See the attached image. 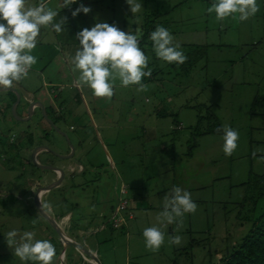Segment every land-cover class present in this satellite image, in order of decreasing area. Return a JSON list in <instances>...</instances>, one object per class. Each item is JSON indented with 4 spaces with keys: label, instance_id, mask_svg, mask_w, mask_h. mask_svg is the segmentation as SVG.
Segmentation results:
<instances>
[{
    "label": "rangeland",
    "instance_id": "rangeland-1",
    "mask_svg": "<svg viewBox=\"0 0 264 264\" xmlns=\"http://www.w3.org/2000/svg\"><path fill=\"white\" fill-rule=\"evenodd\" d=\"M136 2L141 3L142 9L135 15L126 0H77L70 9L61 8L63 0L49 2L50 8L62 12L57 21L67 18L70 35L77 31V36L96 23L115 24L120 30L137 35L139 41L147 34L149 38L140 48L148 56V68L152 69L151 77L142 81L148 86L147 91L137 92V86L121 87L117 81L110 100L95 97L96 111L88 96L91 90L75 86L78 73L73 74L71 60L67 63L68 77L62 93L57 87L43 85L40 75L29 72L25 81L28 90L33 88L44 95L43 100L51 102V109H60L67 101L66 109L77 95L80 103L76 108L72 105L74 114L92 123L87 115L88 106L96 118V127L93 124L91 127L95 138L79 127L77 136L71 132L67 136L76 147L78 142L83 143L86 148L83 158L76 154L64 161L52 155V160L55 166L64 168L77 160L89 166L84 180H96L97 186L102 183L100 189L82 196L76 190L67 196L66 202L63 198L61 202L55 201L61 197L53 192L52 207L59 206L62 215L74 209L71 203H79L81 199L95 201L86 216L89 221L81 220L77 228L102 227L96 238L88 240L92 245L96 242V255L102 264H218L256 224L264 225V0H257L259 11L244 22L231 18L217 22L214 14L206 11L213 0ZM39 3L40 0H27V6ZM80 4L91 11L73 18L71 12ZM158 25L172 34L173 46L179 45L178 50L190 54L184 64H168L156 58L150 33ZM60 34L63 36V32ZM77 42L69 38V51L76 53ZM42 116V112L37 113L32 126ZM13 119L17 117L13 115ZM2 124L0 115V134L5 131ZM73 125L77 127L75 122ZM223 126L239 133L238 147L230 157L222 151ZM217 128L221 131L216 132ZM10 132L15 131H9L8 138ZM66 141L60 137L52 150L63 156L69 149ZM3 145L0 136V156L6 152ZM49 155L45 153L39 162L45 163ZM6 159L0 157V264H25L7 244L5 236L12 230L21 235L32 231L35 239L50 241L56 248L53 264H60L64 244L37 211L34 193L27 198L20 193V200L12 191L22 174L21 160L14 161L15 169L10 170L4 163ZM10 160L9 157L7 161ZM34 170L40 184L43 171L36 167ZM24 172H29L26 167ZM67 181L70 186L83 182L80 176L72 182L65 177L64 183ZM40 185L35 186L38 189ZM174 186L191 193L197 205L195 213L184 216L179 232L176 224L164 226L156 221L163 211L164 196ZM123 187L128 190L123 200L130 203L135 216L130 221L126 214L119 213L118 218H125L126 223L115 229L107 217L110 208L118 206L116 192ZM45 200L44 196V205ZM54 218L68 232L69 226H63L61 218ZM152 226L165 234V243L155 253L146 249L143 238V230ZM174 235L181 236L180 245L168 244V237ZM74 251L69 248L70 258Z\"/></svg>",
    "mask_w": 264,
    "mask_h": 264
},
{
    "label": "clouds",
    "instance_id": "clouds-1",
    "mask_svg": "<svg viewBox=\"0 0 264 264\" xmlns=\"http://www.w3.org/2000/svg\"><path fill=\"white\" fill-rule=\"evenodd\" d=\"M130 11L135 15L142 5L136 0H126ZM77 0H63L61 8H68ZM90 8L80 4L71 12L73 18L83 12L87 15ZM209 15L215 16L217 22L228 18L244 22L254 17L259 11L257 0H213L207 8ZM59 11L48 6L46 0H40L38 6H27V0H0V89L9 90L25 79L30 69L37 63L32 55L37 45L41 28L51 29L59 34L67 18L57 21ZM76 39L79 48L70 63L73 74H77L78 87H87L96 98L111 99L116 82L121 87L137 86V92H145L148 86L143 78L151 77L152 69L148 68L149 58L140 48L137 35L120 30L115 24L96 23L91 29L84 28ZM174 37L163 26H157L150 33L152 48L157 59L168 64L182 65L186 55L173 46ZM147 69V71H146ZM222 151L225 156H232L238 147L239 133L228 126H223ZM220 132L221 128H217ZM50 208V205H43ZM197 205L191 193L174 186L163 199V211L156 216L161 225L176 224L179 232L186 214L195 213ZM33 225L36 220L32 221ZM19 236V240L17 237ZM6 241L14 249V256L20 261L31 264H53L56 256L55 246L48 240L35 239V232L26 231L22 235L16 230L6 234ZM147 250L155 253L165 243V234L159 227L152 226L143 230ZM181 236L168 237L169 245H180Z\"/></svg>",
    "mask_w": 264,
    "mask_h": 264
},
{
    "label": "crops",
    "instance_id": "crops-1",
    "mask_svg": "<svg viewBox=\"0 0 264 264\" xmlns=\"http://www.w3.org/2000/svg\"><path fill=\"white\" fill-rule=\"evenodd\" d=\"M50 1L51 0H46V2L48 3V6H49ZM54 10L59 11L58 17L61 16L62 12L60 9H54ZM0 23H6V22L0 21ZM68 30L69 29H68V25L66 24V22L63 25V31H62L63 36L60 33L57 34V33L53 32L50 28L49 29L41 28L40 35L37 38L36 48L32 52V55L37 57V63L30 69V71L33 72V74L40 75V79L42 80L43 85H50L52 87H57L58 91L61 93L64 91V80L67 79V77H68L69 65L67 63L75 55V53L73 51H69L70 49H69V47H67L69 45L68 44L69 38H71V42L72 41H74V42L78 41L76 39V32L77 31H75L72 35H70L69 33H67ZM54 63H56V65H53ZM26 80H28V77H26L23 81H20L19 83H17L15 85V87H13V89H16V91L19 92V94L22 96V99L24 101L23 106L20 108L21 114L18 115V109L20 106L16 110L17 115L20 118H27L28 117V106L25 103H26V101L31 100L29 95H27V93H26V89H29V84L28 85L26 84V82H25ZM75 86L77 88H79L76 83H75ZM2 94H4L3 97H2ZM88 96L94 105L95 97L93 98L92 92H90V94ZM13 98H15V96L13 94H11L7 91H1L0 90V115L2 116V119H3L2 125L5 129V131L1 132L0 136H1V139L4 140L3 147H4V150L6 151L0 157H4V158L7 157V159L10 157V159H11L10 161H7V159L4 160V163H6V165H9L10 170L15 169L14 168L15 167L14 161H17V159L21 160V162H22L21 165H23V163H24V167L21 166L22 167L21 168L22 174L20 175V177L17 181L18 184H14L16 186H13V188H12V191L15 192L14 194L17 197H19V199L21 200V194H24L26 196V198L29 197L33 193L35 194V191L37 189V187L35 185H40V184L41 185H49L56 180V176L54 175V173H51V172H49L47 175H45L44 173H46V172L43 171V173L41 175L43 180H41L39 178L40 184H38L39 182L37 181V178H36L38 176V174L35 175L36 173L34 172L35 170H34L33 166L30 163L28 164L27 160H26L27 158H30L28 156H30L31 152H25V151H23V149H25L24 144L28 141V138L30 136L33 137V140L35 141L36 146H37V144L46 146V138H45V131L47 130L46 121L44 120V118H42L41 121L39 120V122L36 121L37 125H38V129H34V128L32 129L33 122L35 121V118H37V116L33 120H31L30 122H21L18 119L14 120L11 106H13L12 104L15 103L16 99L13 101ZM43 99H44V97H42L40 99V101L46 105L47 113L48 112L53 113L52 112L53 109L49 108L51 102L48 100V102L46 103ZM71 101H72V105H74L79 100H78V98H77V100H74V98H73V99H71ZM86 101H87V99L85 98V105H86ZM9 103H11V106L7 107V105ZM66 105H68L67 101L63 102L61 105V108H63V117L65 119V121L63 122L62 128L68 134H69V132H71L72 135L77 136V133H79L77 131L79 129L77 130L74 127L73 123L75 122V124H77V127H80V129H82V128L84 129V125L86 124L87 120L85 118L81 119L80 116L75 115L74 111H72V109H71V107H73L72 105L67 106V108L65 109ZM92 109H93V111H96V105H94V108H92ZM36 110H37L36 111L37 113H40V109H36ZM87 115H88V117H90L91 121H93V124L96 127L95 115L93 114L91 108L90 107L88 108V106H87ZM12 130H14L15 132H10V133H12V134H10L11 138H8L9 137V135H8L9 131H12ZM24 133H28L29 135L24 136V139L21 142L19 140V138ZM13 137H15L14 141L12 140ZM6 139H9V140L6 141ZM3 147L1 149H3ZM85 150H86V148L84 147L83 143L78 142V145L76 147L75 157L77 154V155H79L80 159H81V157L83 158ZM45 153L46 152H41L38 155L39 161H40V158L45 155ZM13 157H14V159H13ZM43 164H46V160H45V163H43ZM25 167L29 171L28 174L24 172ZM2 168L5 170H8L6 167L2 166ZM60 168L65 171L66 177L69 180H70V176L73 175V176H76V178L80 176L81 180L83 182H82V184L77 185V186H73V185L70 186V183H68V181L63 183L62 187L55 189L48 196H45V198H46L45 204L50 205V208H48V209L52 213L53 216L61 218L63 226H66V227L69 226V228L67 227L68 232H66V233H68V235L71 238H73L79 244H81L84 247V249H86L89 252V254H91V256L97 258L96 242H95V244L92 245V244H90V242L88 240L90 238H93V237L96 238V236H98L96 234H98L102 231V227L96 228L98 230L94 229L93 227H89V228H87V230L82 229V228H77V225H79V222L81 220L85 219V220L89 221L88 220L89 218H86V216H89L90 208L96 205L95 201L90 200V199H81L79 201V203H77V202L71 203V205L73 206L74 209L69 210L65 214L59 215V211H60L59 206L57 208L52 207L53 203L50 199V196L53 194V192L60 195L61 198H59V200H57V199L55 200V201H60V202H61L62 198L66 202V200H68L67 196H69V194L71 192H73L75 194L76 190L81 192V196L86 195L87 191H90V190L96 188V180H92V179H90L89 181L84 180V179H86V176L89 174L88 171L90 169H89V166H87V167L84 166V164L79 162L78 160L72 161V163H70L65 168L64 167H60ZM94 175H95V173L93 174V176ZM22 183H25V185H24L25 187L22 186ZM101 184L102 183H100V185ZM69 187L71 190H68V192H67V189ZM99 189H100V187H99ZM63 194H64V196H62ZM103 201H105V204H106L108 199L107 198L103 199ZM68 203H69V201H68ZM12 204H14V203H12ZM12 206H14V205H12ZM116 208L115 209L110 208L109 212H111V213L107 217L109 219L107 222H109V223L112 222V216H115ZM102 215H103L102 216L103 218H106L105 214H102ZM69 248L70 247L64 246V251L62 252V254H61L62 256L60 257L62 263L60 262V264H96V261L93 258L84 254L82 251H80L76 248H74L75 251L71 254L72 258H70L69 254H68ZM62 257H64L63 260H62Z\"/></svg>",
    "mask_w": 264,
    "mask_h": 264
},
{
    "label": "water",
    "instance_id": "water-1",
    "mask_svg": "<svg viewBox=\"0 0 264 264\" xmlns=\"http://www.w3.org/2000/svg\"><path fill=\"white\" fill-rule=\"evenodd\" d=\"M0 90L11 92L16 96V101L12 106V113H13V115H15L17 117V119L19 121L30 122L34 118V114L36 113V109H40L44 119L48 120L46 105L40 101V99L42 98L43 95L41 96L40 92L35 91L36 89H33V88H32V90L26 89L27 95H29V97L31 98L30 101H26V103H25L28 106V117L27 118H20L17 115L16 110L19 106H21V104L23 102L22 96L19 94V92H17L16 89H13V88H11L9 90H2V89H0ZM54 128H55V131L58 135H60L61 137H63L64 139L67 140L66 142L71 149V154L63 155V156L59 155L57 152H55L54 150H52L51 148H49L48 146H45V145H38L33 149L32 153H31V160H32L33 165L36 168H38L39 170L54 173V175L56 176V180L53 183L47 185V187H43L41 185L36 190V192L34 194L35 207H36L37 211L40 213V215L47 221V223L50 225V227L60 236L61 241L65 247L76 248V249L82 251L84 254L93 258L96 261V264H101L100 261L97 258L91 256V254H89V252L86 249H84V247L81 244H79L76 240L71 238L65 232V230L60 226V224L56 221V219L54 218L52 213L50 211H47L43 207V205H44L43 197L48 196L53 190L59 188L64 183L66 173L64 170H62L58 166L40 163L38 160V155L41 152H46V153H50L51 155H53L59 159L67 161V160L73 159L74 154H75V147L73 146V144L71 143V141L67 137V135H65L57 127L54 126ZM58 144H59V140L56 142V146ZM75 179H77L76 176H73V175L70 176L71 182L74 181Z\"/></svg>",
    "mask_w": 264,
    "mask_h": 264
},
{
    "label": "trees",
    "instance_id": "trees-1",
    "mask_svg": "<svg viewBox=\"0 0 264 264\" xmlns=\"http://www.w3.org/2000/svg\"><path fill=\"white\" fill-rule=\"evenodd\" d=\"M146 38H149V36L147 34H145L143 39L139 41L140 46L142 44H145L144 40ZM186 56L188 57V56H190V54H187ZM192 61H195V60H192ZM11 94H13V93H11ZM15 99L16 98H13V101ZM24 134L19 138V140L21 142L24 139V136L29 135L28 133H24ZM12 140L14 141L15 137H13ZM37 146H38V144H37ZM24 147H25V149H23V151L32 153L33 149L36 147V143L33 140L32 136H30L28 138V141L24 144ZM30 156H31V154H30ZM30 156H28V157H30ZM26 160H27V163L29 164L30 158H27ZM21 164H22V162H21ZM31 165L34 167L32 162H31ZM22 167H24V163H23ZM125 190L127 192L125 194V196H127L128 190L126 188H125ZM120 194H121L120 192H118V194L116 192V197L119 196ZM134 216H135V213H134ZM218 264H264V225L261 226V225L256 224L252 228V230L247 234V236L244 237L242 242H240V244L236 245L234 247L233 251H231L227 256L222 257Z\"/></svg>",
    "mask_w": 264,
    "mask_h": 264
},
{
    "label": "flooded vegetation",
    "instance_id": "flooded-vegetation-1",
    "mask_svg": "<svg viewBox=\"0 0 264 264\" xmlns=\"http://www.w3.org/2000/svg\"><path fill=\"white\" fill-rule=\"evenodd\" d=\"M9 93H11V92H9ZM73 98H74V100H77V98H78L79 101L77 103H80L79 96L74 95ZM77 103L73 105V106H75L74 108H76ZM77 107H79V106H77ZM52 112L53 113H51V112H48L47 113L48 120H45L46 121V125H47V130L45 131L46 146H48L51 149H53L52 147L56 146V142L61 137L60 135H58L56 133L55 128H54V125L60 131H62L65 135L69 136V134L62 128L63 127V122L65 121V119L63 117V108L55 109V110L53 109ZM40 113H41V111H40ZM36 116H37V112L34 114V118ZM92 124H93V121L91 123L89 120H87L86 124L84 125V129H85V131L88 132L89 137L91 136L93 138L94 135H93V131H92L91 127H93L94 124L93 125ZM33 128L34 129H38V125L37 124L34 125ZM75 128L78 130V127H75ZM61 138H63V137H61ZM94 138H95V136H94ZM94 142H95V140L92 141V143H94ZM65 144H66V142H65ZM74 147H75V153H76V146H74ZM69 154H71L70 147H69V149H68V151H67V153L65 155H69ZM74 157H75V155H74ZM52 158H53V156L50 154L49 157H48V160L46 161V164L55 166ZM98 185L99 186L96 185V188L98 187V189H99L100 184H98Z\"/></svg>",
    "mask_w": 264,
    "mask_h": 264
},
{
    "label": "built area",
    "instance_id": "built-area-1",
    "mask_svg": "<svg viewBox=\"0 0 264 264\" xmlns=\"http://www.w3.org/2000/svg\"><path fill=\"white\" fill-rule=\"evenodd\" d=\"M120 193L121 194L117 196L118 206L116 208L115 216H112L113 227L115 229L122 228L123 224L126 223V219H134V213L132 212L131 206L129 205L127 200H123V196H125V194L127 193L124 187L121 189ZM119 213L126 214V217L124 216L126 219L123 217L118 218Z\"/></svg>",
    "mask_w": 264,
    "mask_h": 264
}]
</instances>
